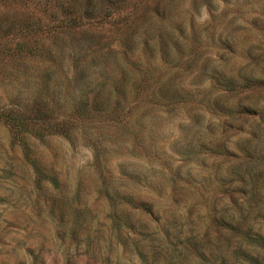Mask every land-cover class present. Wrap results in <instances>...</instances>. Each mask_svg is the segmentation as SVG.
I'll return each instance as SVG.
<instances>
[{
	"label": "rangeland",
	"instance_id": "rangeland-1",
	"mask_svg": "<svg viewBox=\"0 0 264 264\" xmlns=\"http://www.w3.org/2000/svg\"><path fill=\"white\" fill-rule=\"evenodd\" d=\"M246 230L264 0H0V264H264Z\"/></svg>",
	"mask_w": 264,
	"mask_h": 264
},
{
	"label": "trees",
	"instance_id": "trees-1",
	"mask_svg": "<svg viewBox=\"0 0 264 264\" xmlns=\"http://www.w3.org/2000/svg\"><path fill=\"white\" fill-rule=\"evenodd\" d=\"M8 117V121L10 122V127L13 129V136L14 137H20L19 133H22V131L25 129L26 133L28 132L30 134L31 130L26 126L27 124H24L20 119L15 117L13 114L6 115ZM258 160V156L253 154L251 151H247V163H255ZM249 161V162H248ZM34 168L36 169V172H38V167L37 164H34ZM257 171V170H256ZM40 172V171H39ZM41 174V172H40ZM257 175V174H256ZM43 178H48L51 184H53L54 187H58L57 182L54 178H51V176H44L41 178V176H37V179H43ZM246 237L248 238L249 244H252L253 246H258L261 249L264 250V236L261 233L258 232H249L246 230L245 232ZM247 261L249 264H261L255 256H250L247 254L246 257ZM254 261V262H253Z\"/></svg>",
	"mask_w": 264,
	"mask_h": 264
}]
</instances>
